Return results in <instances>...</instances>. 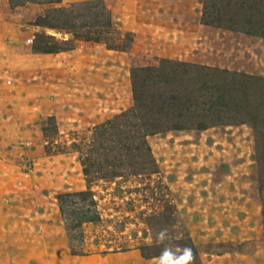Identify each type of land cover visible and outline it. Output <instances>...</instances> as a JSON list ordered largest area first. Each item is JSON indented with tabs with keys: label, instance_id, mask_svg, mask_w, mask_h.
I'll list each match as a JSON object with an SVG mask.
<instances>
[{
	"label": "rangeland",
	"instance_id": "obj_1",
	"mask_svg": "<svg viewBox=\"0 0 264 264\" xmlns=\"http://www.w3.org/2000/svg\"><path fill=\"white\" fill-rule=\"evenodd\" d=\"M6 1L0 264H152L161 229L195 264H264V0H102L113 26L98 42L31 25L87 0ZM35 37L57 51H34ZM166 61L192 66L171 76L176 93L219 122L149 135L155 168L88 184L80 158L93 129L132 107L133 70ZM85 190L100 219L69 233L56 196Z\"/></svg>",
	"mask_w": 264,
	"mask_h": 264
},
{
	"label": "trees",
	"instance_id": "obj_2",
	"mask_svg": "<svg viewBox=\"0 0 264 264\" xmlns=\"http://www.w3.org/2000/svg\"><path fill=\"white\" fill-rule=\"evenodd\" d=\"M6 2L14 9L26 4H59L61 0ZM31 25L76 34L86 33L83 39L98 42L104 33L112 28L113 20L102 0H87L66 8L48 10L44 15L38 16ZM40 39L35 37L34 51H57L48 42H44V39ZM191 67L186 62L178 64L166 61L158 68L131 72L134 100L132 107L96 126L89 144L86 145V153L81 154L80 164L88 184L95 179L111 180L123 177L124 174L140 175L149 168H155L146 141L149 135L169 130H203L209 127L208 125H217L218 119L208 122L204 120L208 117H204L201 110L198 114V108H195L200 105L197 97L187 92L176 93V79L171 76L178 72L185 73ZM198 119L207 122L197 123ZM55 200L69 233L78 231L82 224L96 223L100 219L97 203L90 190L58 194ZM77 237L79 238V235H76Z\"/></svg>",
	"mask_w": 264,
	"mask_h": 264
},
{
	"label": "clouds",
	"instance_id": "obj_3",
	"mask_svg": "<svg viewBox=\"0 0 264 264\" xmlns=\"http://www.w3.org/2000/svg\"><path fill=\"white\" fill-rule=\"evenodd\" d=\"M172 236L167 229H161L155 234V241L164 244L158 256L153 258L152 264H195L196 254L188 245L166 244Z\"/></svg>",
	"mask_w": 264,
	"mask_h": 264
}]
</instances>
